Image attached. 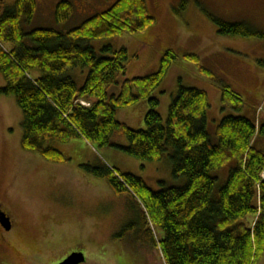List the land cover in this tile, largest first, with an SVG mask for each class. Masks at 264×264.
Listing matches in <instances>:
<instances>
[{"label": "trees", "instance_id": "16d2710c", "mask_svg": "<svg viewBox=\"0 0 264 264\" xmlns=\"http://www.w3.org/2000/svg\"><path fill=\"white\" fill-rule=\"evenodd\" d=\"M35 10L36 0H16L6 8L0 0V73L5 81L0 94L12 95L21 110L22 149L64 162L66 157L51 144L82 138L141 161L166 159L172 175L185 180L183 186L162 183L153 191L142 178L104 161L82 167L115 193L131 194L138 208L127 227L158 245L164 264L256 263L264 253V148L257 145L264 138V123L241 115L242 96L201 66L198 55H183L220 89L222 110L234 111L218 122L213 142L207 130L206 91L178 84L165 121L158 112L156 90L175 60L174 51H164L155 72L120 81L126 74V48L106 45L97 53L87 43L147 28L154 17L145 0H116L64 32L25 31L22 24L31 22ZM72 12L71 2L62 0L55 7V20L66 21ZM207 16L222 36L264 38L244 23ZM258 63L264 68V60ZM78 68L88 70L82 86L69 75ZM112 86L119 88L116 95L109 92ZM138 103L146 105L144 127L116 119L119 109ZM120 138L127 140L126 146ZM231 161L234 167L215 193L212 172ZM151 225L162 233L157 241Z\"/></svg>", "mask_w": 264, "mask_h": 264}, {"label": "rangeland", "instance_id": "374dc122", "mask_svg": "<svg viewBox=\"0 0 264 264\" xmlns=\"http://www.w3.org/2000/svg\"><path fill=\"white\" fill-rule=\"evenodd\" d=\"M15 1L2 0V7H12ZM60 1L62 0H36L34 17L30 23L22 24L24 30L29 32L37 28H49L56 31H68L94 14L105 11L116 0H66L72 4V15L66 21L57 22L54 14L55 7ZM145 1L149 13L154 17L151 25L142 31L91 40L87 42L88 45L97 53H100L106 45H111L115 50L126 48L128 53L126 73L130 75L135 72L138 74L136 77L155 72L164 51H174L175 60L156 90L159 92L162 88L163 94H157V96L158 98L163 96V99L168 98L166 102V109H168V104L172 95L176 93L178 84L206 91L209 98L207 130L211 140L216 142L215 129L218 122L223 116L230 115L234 111L222 110L220 89L215 87L200 71L199 65L183 55L200 54L196 41L211 35V27L217 29L207 13L225 21L229 20L233 17L230 14L234 10H228V8L234 7L239 0ZM215 28L213 34H218ZM190 35L197 36V38L194 40ZM199 64H202L201 61ZM87 72L86 68H78L72 70L69 75L78 86H82ZM195 72L199 74L200 81L198 82L195 79ZM205 84L210 89L207 90L208 87ZM250 85H255V83ZM3 86H5V81L0 73V88ZM115 87L117 86H112L109 92L113 93ZM241 92L244 100L241 115L252 121L264 123V93L259 100L256 94L253 97L248 96L250 90ZM21 122L22 113L15 98L12 95L0 94V198L4 210L12 216L14 222L11 231L0 232V264H34L33 262L36 263V261L37 264H57L72 252L78 251L85 256V262L81 264H164L158 245L155 247L141 234L134 235L133 228L127 227L135 220L137 213H134L132 203L129 204V200L121 196L124 194L115 193L108 183L104 182V179L102 182L108 189L105 192L101 188H86L85 183H79L77 175L73 172L75 170L73 165L77 166V170L84 176L86 171L82 164L88 159L87 150H81L84 149L81 139L74 138L66 143H52L51 146L58 149L66 160L64 162L50 161L35 152L22 149L20 144ZM83 141L96 154L102 156L104 148ZM118 141L120 145H127L125 138H120ZM257 145L264 148V138L257 140ZM124 156L125 158L120 161L127 168V172L142 178L153 191L160 190L162 183L166 187L185 184L183 178H175L172 175L171 166L166 159L149 162L126 156V154ZM126 157L131 160H126ZM233 167L234 162L231 161L212 172V176L217 178L215 193L225 184L229 171ZM96 192L99 194L97 201L89 206L81 207L73 199V196H83L84 193L97 195ZM60 214L73 215L76 218L79 216L84 219L86 217L87 221L92 223L109 220L106 225L110 227L105 230L103 227L93 229L100 232L99 234L105 233L104 237L101 235L96 240V242H101L98 247L93 243V239L87 236L90 248L69 249L71 243L68 241L58 243L56 240L49 239L50 229L55 228L56 231L65 227L75 231L78 229H75L78 224L77 220L72 226L62 223V219L57 216L54 221L61 223L57 224L51 220L50 217ZM101 216L114 219L101 220ZM151 228L157 241L162 233L159 230L156 231L152 225ZM114 233H116L115 236H112L111 234ZM254 264H264V253Z\"/></svg>", "mask_w": 264, "mask_h": 264}, {"label": "crops", "instance_id": "0c3cea01", "mask_svg": "<svg viewBox=\"0 0 264 264\" xmlns=\"http://www.w3.org/2000/svg\"><path fill=\"white\" fill-rule=\"evenodd\" d=\"M228 10H234V12L230 14V16L233 15V17L226 21L244 23L251 30L264 33V0H239V3L235 4L234 7L228 8ZM183 26L186 27L184 24ZM214 28L215 27H211V35L196 41L198 43L197 49L201 54H197L202 63L201 65L215 73L220 79L229 85L231 89L239 93L241 96V91L247 92L250 90L251 92H248V96L253 97L255 96L254 94H256L260 100L264 93V68L261 67L258 62L264 60V38L222 36L216 33L213 34ZM215 30L217 29L215 28ZM191 34L194 36L193 32ZM192 38L195 40L197 36ZM126 74L125 76L120 77L119 80L123 81L124 79H131L138 75L137 73L135 74V72L130 75ZM194 75L197 82L200 81L198 78L199 74L195 72ZM251 83H255V85H250ZM206 87H208L207 90L210 89L208 85ZM163 91L161 88L157 94H163ZM118 92L119 88L117 86L111 94L116 95ZM159 100L160 104L158 112L162 118L165 119L167 116L166 102L168 101V98L165 97L163 99V96H160ZM145 110V103H138L129 107L121 108L116 113V119L132 127H144L143 115ZM77 139H81V143L84 147V149L81 150H87L86 152L88 153V159H86V162L82 165L93 163L95 161H104L105 163L116 167L122 173H128L127 168L120 161L125 158V156L123 157V155H125L123 151H117L118 149L115 148L104 147L102 156H99L86 142L83 141L84 139ZM121 146L123 145L121 144ZM126 156L128 155L126 154ZM126 160L131 159L126 157ZM73 167L76 170L73 172L77 175L76 177H78L77 179L79 183H85L86 188H101L103 192L108 190L104 185L105 180L102 182L103 179L95 177L88 172H84L85 175L83 176L82 173L77 170V166L73 165ZM96 194L97 195L84 193L83 196H73V199H75L81 207H85L89 206V204L92 205V203L97 201L99 194L98 192H96ZM121 196L126 197L127 201L129 200V204L132 203L134 211L135 208H138V206L134 204L130 193H125ZM56 216L57 218L62 219V223H67L71 226L72 224H75L76 220L78 222L77 227L75 228H78L77 231L69 227L60 228L57 231L55 228H53V230L50 229L51 233L49 232V239L52 241L56 240L58 243H63L64 240H66L71 243V246L68 247L69 249H73L75 247H85L86 249L90 248L91 245L86 238L87 236L92 238L93 243L98 247V244L101 242H96V240L100 238L102 234H99L100 232L93 229L103 227L105 230L110 227L106 225L109 220L106 222L97 221L99 223H92L87 221L86 217L85 219L79 216L76 218V216L73 215H53V217H50L53 222H55L54 220H56ZM100 219L104 220L114 218L109 216L105 218V216H101ZM61 222L58 221L55 223L59 224ZM115 234L116 233L111 235L115 236ZM104 236L105 233L101 237Z\"/></svg>", "mask_w": 264, "mask_h": 264}, {"label": "water", "instance_id": "95a60500", "mask_svg": "<svg viewBox=\"0 0 264 264\" xmlns=\"http://www.w3.org/2000/svg\"><path fill=\"white\" fill-rule=\"evenodd\" d=\"M0 223L5 230H9L11 227V222L9 217L5 213H0ZM85 262V256L82 252H72L64 260L58 264H81Z\"/></svg>", "mask_w": 264, "mask_h": 264}, {"label": "flooded vegetation", "instance_id": "af4514ba", "mask_svg": "<svg viewBox=\"0 0 264 264\" xmlns=\"http://www.w3.org/2000/svg\"><path fill=\"white\" fill-rule=\"evenodd\" d=\"M5 213V215L7 216V217H9V219H10V222H11V227H10V229L8 230V231H11L12 229H13V227H14V222H13V220H12V216L6 211V210H4V206H3V204L1 203V198H0V213ZM1 231H4V232H8L7 230H5L4 228H3V226L1 225V223H0V232ZM34 264H37V261H36V263L35 262H33Z\"/></svg>", "mask_w": 264, "mask_h": 264}]
</instances>
